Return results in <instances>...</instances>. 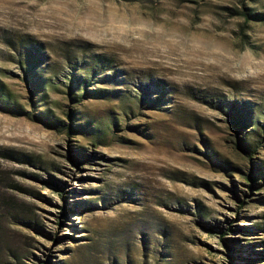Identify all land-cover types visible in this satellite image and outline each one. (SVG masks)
Segmentation results:
<instances>
[{
	"label": "rangeland",
	"instance_id": "obj_1",
	"mask_svg": "<svg viewBox=\"0 0 264 264\" xmlns=\"http://www.w3.org/2000/svg\"><path fill=\"white\" fill-rule=\"evenodd\" d=\"M256 13L0 0V264H264Z\"/></svg>",
	"mask_w": 264,
	"mask_h": 264
},
{
	"label": "trees",
	"instance_id": "obj_2",
	"mask_svg": "<svg viewBox=\"0 0 264 264\" xmlns=\"http://www.w3.org/2000/svg\"><path fill=\"white\" fill-rule=\"evenodd\" d=\"M252 16H255L256 18H260V19H263L264 18V16L263 15H261V13H256V14H253ZM28 42V40H25V39H23V42H22V45L21 46H23L25 43H27ZM35 54V53H34ZM22 56H23V54H22ZM36 56H38V54L36 53L35 54V57H34V55H33V57H34V59H37V57ZM23 61L21 60V63H22ZM96 92V91H95ZM70 94H71V98H73V96H75L74 94H76V92L75 91H73L72 89H71V91H70ZM98 95H100V91H98ZM44 117H45V115H43ZM42 118V117H41ZM231 123H233V125L235 126V127H237V132H240L241 133V128H242V126H241V122L239 121V119H237L236 118V116H234V117H232L231 118ZM70 127H72V125H70ZM238 135V134H237ZM236 144H237V146L238 147H240V149H242V150H245V151H247V153H249V152H251V147L247 144V136L246 135H244L243 137H238L237 138V140H236ZM248 177L250 178V179H252L253 178V174L252 173H250L249 175H248ZM224 233H226V232H224ZM233 264H235V263H233Z\"/></svg>",
	"mask_w": 264,
	"mask_h": 264
}]
</instances>
